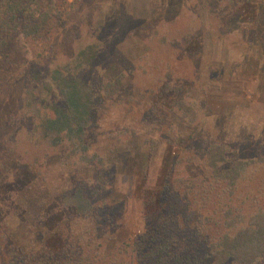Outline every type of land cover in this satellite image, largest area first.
Here are the masks:
<instances>
[{
	"label": "rangeland",
	"instance_id": "obj_1",
	"mask_svg": "<svg viewBox=\"0 0 264 264\" xmlns=\"http://www.w3.org/2000/svg\"><path fill=\"white\" fill-rule=\"evenodd\" d=\"M44 3L55 5L61 20L51 26L47 41L28 40V52H22L12 65L0 70V227L14 243L27 247L41 243L54 246L69 240L71 235L79 239L94 235L91 221L71 212L50 231L46 229L51 220L40 219L41 227L32 222L47 210L49 198L79 182L89 169L83 163L75 165V158L62 161L57 150H37L35 145L25 144L15 148L18 142L15 146L8 143L4 134L12 133L15 122L21 126L18 109L25 91L34 97L31 99L38 113H46L51 106L49 101L56 97V88L48 77L51 70L59 66L65 72L76 62L79 47L102 39L99 51L108 50L110 58L100 55V66L112 62L106 65L107 75H117L122 68L119 63L130 74L121 89V99H100L86 140L90 152L96 150L111 172L105 175L106 192L102 199L115 204L117 210L110 213L116 224L106 250H115L124 261H130L128 249L125 253L119 249H125L122 243L142 233V199L159 192L163 176L175 162L179 149L198 146L204 138L228 143L237 149L238 158H255L259 151L263 154V145L256 142L264 140V0L258 5L250 0ZM124 20L137 24L169 22L167 40L174 41L169 47H179L180 59L166 60L164 56L154 62L149 55L143 56L139 32L104 46L106 31ZM176 27L178 31L174 32ZM98 33L101 35L96 37ZM152 65L156 69L150 70ZM169 67L181 77L176 81L182 86L179 94L171 90L174 82L165 75ZM185 79L193 81L188 91L184 89ZM123 128L132 134L117 135ZM171 130L175 131L177 144L166 142ZM34 137L30 132L27 139L23 138L34 144ZM23 162L30 163L32 169L28 170ZM181 164L190 176L202 172L196 164ZM13 203L15 207H11ZM178 221L187 232L189 222L183 223L180 217Z\"/></svg>",
	"mask_w": 264,
	"mask_h": 264
},
{
	"label": "trees",
	"instance_id": "obj_2",
	"mask_svg": "<svg viewBox=\"0 0 264 264\" xmlns=\"http://www.w3.org/2000/svg\"><path fill=\"white\" fill-rule=\"evenodd\" d=\"M44 1L0 0V70L12 65L22 52H28V40L47 41L51 26L61 20L55 5ZM259 2L250 0L253 5ZM168 24L166 21L137 24L124 20L106 31L103 45L109 46L123 36L139 32L143 56L149 55L154 62H160L164 56L166 60L180 59L179 47H169L174 41L167 40L171 30ZM177 31L178 27L174 29ZM99 42L102 39L79 47L76 62L66 67L65 72L59 66L51 70L48 77L56 88V97L49 101L51 106L46 113H38L33 107L31 98L34 97L25 91L18 109L21 126L15 122L12 133L4 134L8 143L15 146L18 142L15 148L25 144L35 145L37 150L42 147L43 151L57 150L62 161L75 158V165L83 163L89 169L79 182H73L49 198L47 210L40 217L35 216L32 222L41 227L40 219L51 220L46 229L50 231L71 212L90 220L94 235L84 239L71 235L69 240L56 242L54 246L41 243L27 247L14 243L0 227V264H264V140L261 138L256 145H263V154L258 149L255 158H238L237 149H232L228 143L204 138L198 146L191 143L194 151L190 146L179 149L175 162L163 176L159 192L142 199V233L122 243L125 249L118 248L124 253L128 249L130 261H124L115 250H106L116 224L110 213L117 210L115 204L102 199L106 192L105 175L111 172L96 150L90 152L86 131L102 97L121 99L130 70L125 71L119 63L122 68L117 75L108 76L106 65L112 62L100 66V55L110 57L108 50L99 51ZM155 66L150 70L156 69ZM166 70V77L174 82L171 90L179 94L182 86L176 81L181 77L171 67ZM185 80L184 89L188 91L193 81ZM30 132L35 135L34 144L24 140ZM126 132L131 133V130L123 128L116 134ZM170 132L166 142L177 144L175 131ZM32 158L35 160L36 156ZM93 160L95 164L91 163ZM181 163L196 164L202 172L190 176ZM23 164L28 170L32 169L30 163ZM15 206L13 203L11 207ZM179 217L183 223L189 222L187 232L183 231L186 226H179Z\"/></svg>",
	"mask_w": 264,
	"mask_h": 264
}]
</instances>
